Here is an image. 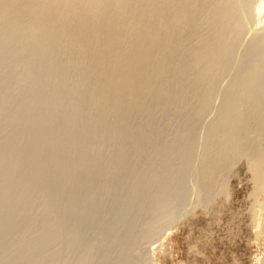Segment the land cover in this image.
Returning a JSON list of instances; mask_svg holds the SVG:
<instances>
[{"label": "bare ground", "instance_id": "obj_1", "mask_svg": "<svg viewBox=\"0 0 264 264\" xmlns=\"http://www.w3.org/2000/svg\"><path fill=\"white\" fill-rule=\"evenodd\" d=\"M241 1L0 0V264L10 235L23 248L11 264H56L38 252L57 239L78 243L120 182L145 176L159 119L204 97L216 75L217 64H206L210 35L199 36L196 47L192 41L204 23L215 34L211 21L219 25L227 14L209 18L226 6L236 12ZM248 9L246 20L261 32L264 0L239 10L241 19ZM207 10L220 11L203 23ZM263 162L250 167L256 194L264 191ZM40 196L47 199L43 214L29 218ZM35 221L39 237L23 239Z\"/></svg>", "mask_w": 264, "mask_h": 264}, {"label": "rangeland", "instance_id": "obj_2", "mask_svg": "<svg viewBox=\"0 0 264 264\" xmlns=\"http://www.w3.org/2000/svg\"><path fill=\"white\" fill-rule=\"evenodd\" d=\"M243 1L236 12L226 6L222 13H203L202 22L219 16L225 20L219 19V25L211 21L216 33L221 27L218 35L203 22L197 41H192L196 47L199 36L210 35L208 46L215 53L210 57L216 59L208 62V57L206 64L211 69L217 64L216 75L209 79L204 97L159 119L156 142L147 148L151 154L146 155L145 165L150 163V167H146L145 176L120 182L121 189L107 197L92 225L79 234L78 243L57 239L38 252L39 258L80 264L90 244L86 264H264V211L260 206L264 191L256 194L257 183L250 169L256 158L264 161V29L263 34L257 31L252 15L246 20L251 8L240 18L239 12L242 15L246 6H252V0ZM214 12L220 15L212 16ZM240 19L247 22L245 27L238 23ZM233 28L239 35L234 38ZM191 72L194 78L195 71ZM37 200L29 218L43 214L47 199L40 196ZM258 213L261 220L256 221ZM36 222L21 234L23 239L39 237L42 226ZM14 236L5 239L8 252L1 264L14 263L23 250Z\"/></svg>", "mask_w": 264, "mask_h": 264}]
</instances>
